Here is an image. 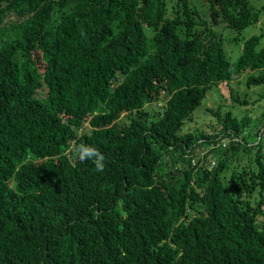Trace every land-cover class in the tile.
Instances as JSON below:
<instances>
[{
    "label": "trees",
    "instance_id": "obj_1",
    "mask_svg": "<svg viewBox=\"0 0 264 264\" xmlns=\"http://www.w3.org/2000/svg\"><path fill=\"white\" fill-rule=\"evenodd\" d=\"M204 2L0 0V264H264V118L182 132L214 85L264 86V30L230 61L212 25L259 15Z\"/></svg>",
    "mask_w": 264,
    "mask_h": 264
},
{
    "label": "rangeland",
    "instance_id": "obj_2",
    "mask_svg": "<svg viewBox=\"0 0 264 264\" xmlns=\"http://www.w3.org/2000/svg\"><path fill=\"white\" fill-rule=\"evenodd\" d=\"M192 1L196 4L195 6L198 10L197 20L209 24L210 17L207 14V4L204 0ZM249 2L259 15V20L257 23L247 26L242 31L237 42L229 41V38L233 37V33L228 27L223 26L222 23L218 26L212 25L213 29L216 32H220L224 37V50L230 61L237 57L244 40L253 34H260L264 30V8L262 7L264 0H249ZM245 78L246 75L239 82L231 81L230 83H220L208 90L200 106L191 113V118L183 123L182 132L196 131L197 128L210 135L219 132L220 125L215 123V117L211 114V110H215L219 106L222 113L230 110L237 117L242 115L250 116L252 125L248 129L252 133L255 132L256 127H258L262 118H264V86H246ZM236 97L245 99L246 104H241L233 100ZM145 108L153 112L159 106L151 103L147 104ZM125 118V115L122 116V120ZM224 142L227 144V140H224ZM210 160H214V158L209 156L208 161L211 163Z\"/></svg>",
    "mask_w": 264,
    "mask_h": 264
},
{
    "label": "clouds",
    "instance_id": "obj_3",
    "mask_svg": "<svg viewBox=\"0 0 264 264\" xmlns=\"http://www.w3.org/2000/svg\"><path fill=\"white\" fill-rule=\"evenodd\" d=\"M69 159L75 158L81 163L92 160L98 172H102L105 168V156L96 148L86 144L73 145L66 153Z\"/></svg>",
    "mask_w": 264,
    "mask_h": 264
},
{
    "label": "built area",
    "instance_id": "obj_4",
    "mask_svg": "<svg viewBox=\"0 0 264 264\" xmlns=\"http://www.w3.org/2000/svg\"><path fill=\"white\" fill-rule=\"evenodd\" d=\"M216 144L217 145H221L222 147H224L226 145L225 142H224V139L221 140V141L216 142ZM210 161H211V163H210L211 166L215 164V160H210Z\"/></svg>",
    "mask_w": 264,
    "mask_h": 264
},
{
    "label": "water",
    "instance_id": "obj_5",
    "mask_svg": "<svg viewBox=\"0 0 264 264\" xmlns=\"http://www.w3.org/2000/svg\"><path fill=\"white\" fill-rule=\"evenodd\" d=\"M175 174V173H174Z\"/></svg>",
    "mask_w": 264,
    "mask_h": 264
}]
</instances>
